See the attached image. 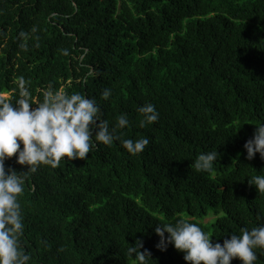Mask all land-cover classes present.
Listing matches in <instances>:
<instances>
[{
  "label": "trees",
  "instance_id": "1",
  "mask_svg": "<svg viewBox=\"0 0 264 264\" xmlns=\"http://www.w3.org/2000/svg\"><path fill=\"white\" fill-rule=\"evenodd\" d=\"M21 77L33 107L49 88L79 93L110 128L127 115L122 139L150 141L135 156L116 141L26 175L29 264H132L137 240L149 264H186L156 247L158 223L188 218L214 244L264 223V193L248 182L264 159L244 148L264 124V0H0V100L19 98ZM147 103L159 119L142 125ZM210 151L213 171L191 167ZM5 168L27 171L16 157Z\"/></svg>",
  "mask_w": 264,
  "mask_h": 264
},
{
  "label": "clouds",
  "instance_id": "2",
  "mask_svg": "<svg viewBox=\"0 0 264 264\" xmlns=\"http://www.w3.org/2000/svg\"><path fill=\"white\" fill-rule=\"evenodd\" d=\"M20 37L27 40L28 34L21 32ZM21 47L27 45L21 44ZM19 89V98L14 102L0 100V264H29L31 259L20 243L24 225L19 198L28 173H36L40 166L57 168L62 162L84 160L100 144L111 146L119 141L135 156L150 143L146 137L135 141L122 139L117 130L129 126L127 115L118 116L116 125L110 128L108 121L102 119L100 106L94 98L79 93L68 95L49 88L44 92L43 101L33 107L23 77L19 79ZM111 94V89H105L102 98L107 100ZM138 112L143 117L142 125L154 124L159 119L151 103L140 106ZM244 148L248 160L254 159L257 153L264 159V124L256 126L253 138ZM13 157L18 165L27 166L26 172L6 170L5 162ZM218 157V151L202 152L191 167L198 172H211ZM248 182L258 193H264V175H257ZM155 234L160 238L156 246L160 251H166L171 245L183 253L186 264H231L236 259L241 264H255L258 260L256 250H264V223L241 229L239 235H231L223 244H214L212 236L188 218L177 219L175 223H158ZM142 248L140 240L128 246L127 255L132 264L153 261L151 253L147 249L141 251Z\"/></svg>",
  "mask_w": 264,
  "mask_h": 264
},
{
  "label": "rangeland",
  "instance_id": "3",
  "mask_svg": "<svg viewBox=\"0 0 264 264\" xmlns=\"http://www.w3.org/2000/svg\"><path fill=\"white\" fill-rule=\"evenodd\" d=\"M4 97H9V95H4ZM214 218V216H210V217H207L206 219H205V222L207 223L208 221H210L211 219H213Z\"/></svg>",
  "mask_w": 264,
  "mask_h": 264
}]
</instances>
